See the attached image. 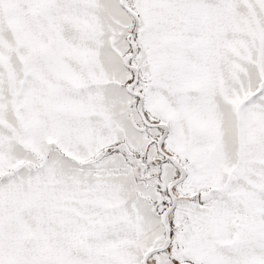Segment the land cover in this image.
Here are the masks:
<instances>
[{"label":"snow or ice","instance_id":"6c2138e0","mask_svg":"<svg viewBox=\"0 0 264 264\" xmlns=\"http://www.w3.org/2000/svg\"><path fill=\"white\" fill-rule=\"evenodd\" d=\"M0 264H264V0H0Z\"/></svg>","mask_w":264,"mask_h":264}]
</instances>
